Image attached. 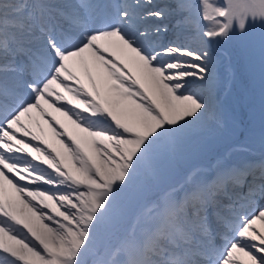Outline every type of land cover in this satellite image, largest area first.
Returning a JSON list of instances; mask_svg holds the SVG:
<instances>
[{
  "label": "snow or ice",
  "instance_id": "6c2138e0",
  "mask_svg": "<svg viewBox=\"0 0 264 264\" xmlns=\"http://www.w3.org/2000/svg\"><path fill=\"white\" fill-rule=\"evenodd\" d=\"M257 26L264 94V0H0V264H264V159L181 167Z\"/></svg>",
  "mask_w": 264,
  "mask_h": 264
},
{
  "label": "rangeland",
  "instance_id": "374dc122",
  "mask_svg": "<svg viewBox=\"0 0 264 264\" xmlns=\"http://www.w3.org/2000/svg\"><path fill=\"white\" fill-rule=\"evenodd\" d=\"M157 2L163 3L168 2V0H157ZM260 32L261 29L257 26L247 37L237 35L231 40L221 43L218 47L223 64L230 65V70L225 73L227 84L219 91V98L228 115V121L226 124L227 128L226 126L223 127L209 138V145L215 144L218 140L224 142L228 138L232 139V141L227 140L229 142L224 145L222 151V154L230 153L231 159H236V156L248 158L249 156L244 152L245 148L247 149V151L245 150L246 153L251 151L254 157L257 155L264 156L263 148L260 153H256L250 148L252 143H264V138L260 142L258 141L262 137V132H264ZM232 86L237 87L236 91L233 90ZM252 114H254V117L251 122V130L240 140V127L243 122L249 120ZM225 131L229 133L225 134ZM47 132L51 134V131ZM50 139L51 137H49ZM206 152L202 151L203 154ZM262 152L263 154H261ZM210 160L211 162L209 163L211 164L216 162V160L213 161L212 159L206 161ZM196 163L191 164V166L203 167L204 163L202 164L199 161Z\"/></svg>",
  "mask_w": 264,
  "mask_h": 264
},
{
  "label": "bare ground",
  "instance_id": "6f19581e",
  "mask_svg": "<svg viewBox=\"0 0 264 264\" xmlns=\"http://www.w3.org/2000/svg\"><path fill=\"white\" fill-rule=\"evenodd\" d=\"M58 115V114H57ZM42 123H43V121H42ZM44 127L46 128V124H44ZM49 137H51V141L50 142H52L53 143V146H58L57 144H56V142L54 141V139H53V137H52V135L51 134H48V139H49Z\"/></svg>",
  "mask_w": 264,
  "mask_h": 264
}]
</instances>
